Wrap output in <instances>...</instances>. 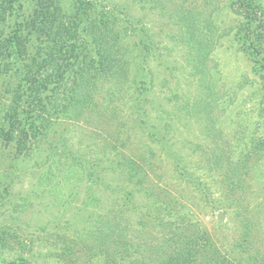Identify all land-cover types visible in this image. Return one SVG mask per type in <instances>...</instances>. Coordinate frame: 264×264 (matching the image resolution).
I'll return each mask as SVG.
<instances>
[{
  "label": "rangeland",
  "instance_id": "obj_1",
  "mask_svg": "<svg viewBox=\"0 0 264 264\" xmlns=\"http://www.w3.org/2000/svg\"><path fill=\"white\" fill-rule=\"evenodd\" d=\"M35 1L0 0L1 46ZM53 1L63 16L71 15V0ZM171 1L167 13H187L188 28L180 30L158 9L145 14L139 6L133 9L137 24L147 27L150 45L154 102L147 114L131 108L120 71L111 83L115 88L119 82L116 96L97 95L98 102L75 123L54 127L58 149L47 159L33 152L22 157L0 142V264L20 258L29 264H162L171 250L186 246L194 256L185 264H212V255L223 264H264V151L239 183L226 184L240 149L264 143V97L258 93L263 76L253 75L251 60L232 38L239 19L230 0ZM189 29L207 53L210 96H201L198 77L190 76ZM7 54L0 55L1 69L10 70L0 71V109L17 84L13 72L20 64ZM172 62L178 64L170 80L165 68ZM164 78L171 83L159 92ZM166 93L176 101L161 114ZM110 142L120 148L113 159ZM116 158L143 162L142 181ZM97 160L88 180L87 166ZM214 160L226 168L216 169ZM150 161L155 168L148 167ZM149 177L154 192L147 189ZM244 195L257 203L247 228L240 222L246 207L237 205ZM218 212L224 214L221 223ZM159 244L167 249L158 251Z\"/></svg>",
  "mask_w": 264,
  "mask_h": 264
},
{
  "label": "trees",
  "instance_id": "obj_2",
  "mask_svg": "<svg viewBox=\"0 0 264 264\" xmlns=\"http://www.w3.org/2000/svg\"><path fill=\"white\" fill-rule=\"evenodd\" d=\"M167 1L172 2L71 0L72 13L67 17L61 14L60 7L53 0H36L31 14L23 16L19 27L10 33L9 39L5 40L6 43L0 45V55L4 50L8 53L7 57L16 56L20 59V64L13 72L17 77V84L10 90V99L1 104L3 108L0 109V142L11 144L22 157L33 152V155L38 153L40 157L46 154L44 157L47 159L49 151L58 149L55 144L57 139L54 127L64 121L75 123L85 110H89L92 104L98 102L97 95H103L108 99L116 96L120 88L119 82H116L115 88L111 83L118 74L120 75V71L124 77L120 84L126 87V91L131 92L129 96L131 108L136 113L147 114L150 104L154 102L150 86L151 77L148 73L150 45L144 39L147 27L143 21L141 26L137 24L140 18L138 20L135 18L133 9L139 6L143 14L158 9L159 15L162 16L169 11L166 8ZM229 5L239 19L235 24L232 38L238 42L244 55L251 60L254 66L253 75L263 76L264 79V6L261 0H230ZM174 11V15L167 13L168 22L179 26L180 30L188 28L189 15L180 13L179 10ZM195 34L196 32L190 29L187 31L186 55L192 62L190 76L198 77L196 89L200 91L201 96L204 94L206 97L213 91L207 80L209 77L206 67L207 53L199 42H195ZM175 64L178 62H172L170 68H165L168 70L170 80L177 68ZM1 70L6 74L10 71L6 66L3 69L0 67ZM164 79V82L160 83L159 92H162L165 85L171 83L169 79ZM105 84L109 86L103 91L101 87ZM168 91L171 93L170 89ZM258 93L264 97V82ZM171 101L176 100L167 93L163 95L160 103L161 114L167 113L165 105H169ZM180 103L182 104V101ZM211 103L212 98L208 105ZM43 146L47 148L44 149ZM105 147L106 145L103 150L107 149ZM107 147L111 149L108 150L109 153H113L112 159L118 157L119 146L110 142ZM112 148L115 152H112ZM263 151V142L240 149L237 159L234 158L233 164L230 165L231 168H236L232 175L230 173L235 180L232 181L230 176L226 184L234 186L233 182L239 183L240 174L254 169L252 161H256ZM116 160L120 167L125 168L127 174L134 175L138 181H142L143 178L138 177L143 171V162L134 161L132 158L127 162L118 158ZM99 161L94 162L95 165L87 166L88 180L98 167ZM212 165L216 169L221 166L226 168V164L224 166L223 163L216 164L215 160ZM148 167L155 168L154 163L150 161ZM73 168L75 166L71 167ZM150 177L148 181L146 180V186L148 190L154 192L157 187ZM88 200L91 201L90 198ZM155 202L156 200H153L152 205ZM242 203L246 208L241 214L240 222L244 228L251 227L257 215L253 212L257 203L252 197L245 195L238 198L237 205L241 206ZM158 247V251L167 249L166 245L159 244ZM174 250H171V254L162 264H183L194 256L193 248L187 246ZM199 251L204 257L207 256V252L201 248ZM209 260L212 264L224 263L221 259L215 260L214 255ZM7 264L29 263L26 259L20 258Z\"/></svg>",
  "mask_w": 264,
  "mask_h": 264
},
{
  "label": "water",
  "instance_id": "obj_3",
  "mask_svg": "<svg viewBox=\"0 0 264 264\" xmlns=\"http://www.w3.org/2000/svg\"><path fill=\"white\" fill-rule=\"evenodd\" d=\"M224 219V214L222 212H218L217 214V221L218 223H221Z\"/></svg>",
  "mask_w": 264,
  "mask_h": 264
}]
</instances>
